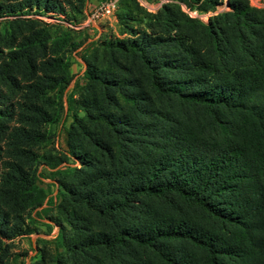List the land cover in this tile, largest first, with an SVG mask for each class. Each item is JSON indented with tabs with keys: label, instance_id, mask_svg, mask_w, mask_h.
<instances>
[{
	"label": "trees",
	"instance_id": "trees-1",
	"mask_svg": "<svg viewBox=\"0 0 264 264\" xmlns=\"http://www.w3.org/2000/svg\"><path fill=\"white\" fill-rule=\"evenodd\" d=\"M194 1L200 11L216 4ZM228 7V31L210 19L198 43L182 34L129 31L95 49L100 67H86L91 92L66 133L75 165L62 162L57 170L64 222L55 237L62 247L56 264H264V9L247 0ZM32 29L0 66V82L12 92L21 88L12 69L25 68L34 80L36 52L48 33ZM159 44L176 51L174 57H150ZM152 95L173 99L178 108L163 111ZM32 110L15 136L29 144L39 119L54 120ZM10 174L5 182L12 187L0 196L17 219L33 203V182L18 163ZM8 224L2 207L0 236L15 232ZM40 252L37 264H46Z\"/></svg>",
	"mask_w": 264,
	"mask_h": 264
},
{
	"label": "rangeland",
	"instance_id": "rangeland-1",
	"mask_svg": "<svg viewBox=\"0 0 264 264\" xmlns=\"http://www.w3.org/2000/svg\"><path fill=\"white\" fill-rule=\"evenodd\" d=\"M57 1L51 9L22 7L24 0H0V66L30 28L48 33L43 37V49L36 52L35 81L27 79V70L21 68L12 69L21 84L18 91L12 92L0 82V190L12 187L5 178L11 175L14 163L21 165L27 179L33 182L29 188L33 203L17 219L0 196V208L7 211L9 218L5 227L15 228V232L19 230L16 234L10 232L6 237L0 236V264H37L40 250L45 252L46 264H56L62 247L57 245L55 237L58 226L64 222L57 209L61 199L57 195V180L61 179L57 170L62 162L68 167L75 165L66 152V133L73 115L83 114L79 103L86 93L91 92L84 86V72L88 65L98 66L99 60L93 59H100L103 43L130 37L129 31L135 35L145 32L150 37L182 34L198 43L202 27L210 19L214 24L213 19L217 18L216 25L224 32L232 22L231 16L225 13H229L228 4L233 0H216L214 9L208 11L195 10L201 3L194 0H117L111 15L100 17L93 25L75 28L74 25L82 24L87 9L103 0ZM247 2L254 9H264V0ZM164 5L167 10L162 9ZM64 36L69 38L65 44ZM199 46L203 51V44L199 43ZM97 47L98 52L95 51ZM149 52V56L156 60L162 56L174 57L176 53L169 45L163 44L155 45ZM137 77L145 81L143 73ZM33 84L38 87H33ZM40 91L43 94L37 93ZM152 97L155 105L163 111L178 108L173 99ZM33 107L47 112L54 120L46 122L39 119L36 141L29 144L24 139L16 140L15 136L23 127L26 128L24 125L28 121L27 116L34 112ZM17 147L31 150L32 154L18 153ZM38 189L42 191L43 198L36 192ZM152 206L158 208L155 202Z\"/></svg>",
	"mask_w": 264,
	"mask_h": 264
},
{
	"label": "built area",
	"instance_id": "built-area-1",
	"mask_svg": "<svg viewBox=\"0 0 264 264\" xmlns=\"http://www.w3.org/2000/svg\"><path fill=\"white\" fill-rule=\"evenodd\" d=\"M116 5L117 0H103L97 2L93 7H89L87 9L86 17L83 20L82 24L74 25L75 28H78L80 26L93 25V23L100 17H107L111 15L116 9Z\"/></svg>",
	"mask_w": 264,
	"mask_h": 264
}]
</instances>
